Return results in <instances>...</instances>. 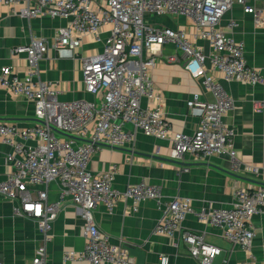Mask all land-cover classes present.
<instances>
[{
	"label": "built area",
	"instance_id": "2783aa9c",
	"mask_svg": "<svg viewBox=\"0 0 264 264\" xmlns=\"http://www.w3.org/2000/svg\"><path fill=\"white\" fill-rule=\"evenodd\" d=\"M234 3L252 14L256 25H264V9L257 10L246 0H0L9 7L19 5L22 17L65 21L51 44L38 38L15 48V53L26 55L23 75L12 66L0 67V86L33 103L34 123L30 126L18 128L13 122L0 121V141L10 146L5 155L9 171L0 182V197L15 201V215L37 223L42 244L35 251L33 264H44L45 245L64 198L82 210L84 247L81 252L66 251L63 263L137 264L123 244L112 243L94 222L98 204H104L111 214L120 200L128 202L133 212L142 201L154 200L160 213L154 233L181 239L198 264H211L221 249L207 243L204 233L181 229L189 213L217 228L220 237L233 246L250 249L252 220L264 213V184L235 189L230 208L196 212L187 198L163 201L156 185L139 183L124 191L114 189L117 165L98 174L87 168L91 157L103 147L133 149L138 133L170 138L169 158L173 161H184L187 156L193 162L208 163L221 154L234 157V130L223 121L232 100L209 72L241 84L264 80L263 72L247 65L243 44L218 26ZM176 15L191 20L192 34L185 25L170 27L158 21L170 17L174 22ZM237 25L231 22L232 27ZM104 27L108 35L101 51L83 58L81 64L83 89L92 100L59 101L53 82L34 79L38 62L50 49L59 58L73 59L86 38L103 40ZM196 39L206 41L210 51L206 53ZM167 43L180 53L185 71L214 96L207 101L194 95L186 102L189 114L197 119L192 134L172 132L163 112L164 100L151 80L157 55ZM127 125L132 127L130 131ZM250 171L255 176L262 172L264 180V169L251 166ZM51 183L59 188L58 201L48 199ZM158 264H169V257L161 255Z\"/></svg>",
	"mask_w": 264,
	"mask_h": 264
},
{
	"label": "crops",
	"instance_id": "0c3cea01",
	"mask_svg": "<svg viewBox=\"0 0 264 264\" xmlns=\"http://www.w3.org/2000/svg\"><path fill=\"white\" fill-rule=\"evenodd\" d=\"M246 4L257 10L264 9V0H246ZM18 9L19 5L9 7L0 4V67L12 66L23 75L26 55L15 53V48L38 38L51 44L65 21L48 16L22 17L18 15ZM166 18L158 21L170 27L185 25L187 32L193 33L189 18L176 15L174 22L170 21V17ZM232 21L237 22V27L231 26ZM218 26L235 42L243 44L247 65L263 72L264 77V25H256L253 15L234 3ZM107 35L108 28L104 27L100 35L102 41L94 42L86 38L73 59L59 58L50 49L38 62L34 79L53 82L59 101L92 100L93 97L83 89L82 59L101 51ZM195 43L206 53L210 51L206 41L196 39ZM209 74L232 100L223 121L234 130L233 158L221 154L207 163L193 162L186 156L184 161L172 162L169 158L170 138L158 139L138 133L133 149L103 147L98 150L91 157L88 170L98 174L117 165L112 182L114 189L124 191L128 186L139 183L156 185L160 188L163 201L174 197L187 198L196 212L230 208L235 189L264 184L262 172L255 176L250 171L251 166L257 167L258 171L264 169V80L260 84L248 85L225 81L217 72L210 71ZM150 76L164 100L163 112L172 132L192 134L197 127V119L189 114L186 102L194 95L200 100L212 101V92L185 71L183 59L171 43L162 46ZM0 121L13 122L18 128L30 126L34 123L33 103L0 86ZM126 129L130 131L132 127L127 125ZM9 151L10 146L0 141V182L9 171V163L5 160ZM47 196L50 201H58L59 188L55 183L47 187ZM14 204L15 201L0 197V264H33L35 251L42 244L37 223L25 216L15 215ZM81 214L82 210L69 198L61 201L50 240L45 245L44 264H70L62 262L64 253L82 251L84 221ZM93 217L99 231L107 235L112 243L123 244L137 264H158L161 255L169 257V264H198L181 239L176 237L171 240L154 233L160 217L154 200L142 201L136 212L131 211L128 202L120 200L111 214L107 213L104 204H98ZM252 225L254 237L248 251L223 240L217 228L199 220L193 213L185 216L181 229L204 233L207 243L221 249L211 264H264V213L254 216Z\"/></svg>",
	"mask_w": 264,
	"mask_h": 264
},
{
	"label": "water",
	"instance_id": "95a60500",
	"mask_svg": "<svg viewBox=\"0 0 264 264\" xmlns=\"http://www.w3.org/2000/svg\"><path fill=\"white\" fill-rule=\"evenodd\" d=\"M113 149H119V150L121 149V150H125V149H122V148H113ZM171 161H172V160H171ZM172 162H175V161H172Z\"/></svg>",
	"mask_w": 264,
	"mask_h": 264
},
{
	"label": "rangeland",
	"instance_id": "374dc122",
	"mask_svg": "<svg viewBox=\"0 0 264 264\" xmlns=\"http://www.w3.org/2000/svg\"><path fill=\"white\" fill-rule=\"evenodd\" d=\"M169 17H167L166 19L168 20ZM163 23V21H161ZM164 24V23H163Z\"/></svg>",
	"mask_w": 264,
	"mask_h": 264
}]
</instances>
